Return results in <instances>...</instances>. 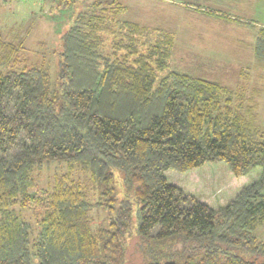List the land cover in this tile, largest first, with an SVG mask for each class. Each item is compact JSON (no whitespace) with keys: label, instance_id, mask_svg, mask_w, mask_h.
<instances>
[{"label":"trees","instance_id":"trees-1","mask_svg":"<svg viewBox=\"0 0 264 264\" xmlns=\"http://www.w3.org/2000/svg\"><path fill=\"white\" fill-rule=\"evenodd\" d=\"M46 1L72 14L55 78L0 32V264H264L257 91L165 73L173 34L126 18L121 0ZM206 162L260 174L212 209L164 176Z\"/></svg>","mask_w":264,"mask_h":264},{"label":"rangeland","instance_id":"rangeland-1","mask_svg":"<svg viewBox=\"0 0 264 264\" xmlns=\"http://www.w3.org/2000/svg\"><path fill=\"white\" fill-rule=\"evenodd\" d=\"M232 1L121 0V4L126 7V18L173 34L171 66L165 73L178 70L228 88L243 86L257 91L258 124L264 128V61L255 57L252 48L255 34L245 24L240 25ZM71 17L67 7H55L46 0H0L3 37L21 41L25 49L21 59H26L27 64L46 62L53 78L58 68L53 50ZM53 172V167L43 171L39 187H45ZM259 174L260 169L256 168L236 177L223 162H206L183 173L164 172L169 184L212 209L226 205ZM93 219L94 226L106 223L102 210H94ZM255 231L264 242V219ZM128 260L132 264L130 254Z\"/></svg>","mask_w":264,"mask_h":264},{"label":"crops","instance_id":"crops-1","mask_svg":"<svg viewBox=\"0 0 264 264\" xmlns=\"http://www.w3.org/2000/svg\"><path fill=\"white\" fill-rule=\"evenodd\" d=\"M216 1L217 0H214L212 1V3H217ZM232 2V9L234 10V12L237 11L239 13V16H237V20H239L238 22H240V25L245 24L244 26L250 28L254 34L256 32L255 29H257L258 27H264V0H233Z\"/></svg>","mask_w":264,"mask_h":264}]
</instances>
